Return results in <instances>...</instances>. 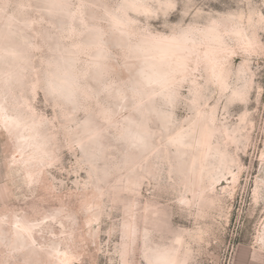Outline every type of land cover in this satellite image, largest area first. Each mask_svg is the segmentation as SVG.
Masks as SVG:
<instances>
[{
	"label": "rangeland",
	"instance_id": "374dc122",
	"mask_svg": "<svg viewBox=\"0 0 264 264\" xmlns=\"http://www.w3.org/2000/svg\"><path fill=\"white\" fill-rule=\"evenodd\" d=\"M264 264V0H0V264Z\"/></svg>",
	"mask_w": 264,
	"mask_h": 264
},
{
	"label": "clouds",
	"instance_id": "9594fccd",
	"mask_svg": "<svg viewBox=\"0 0 264 264\" xmlns=\"http://www.w3.org/2000/svg\"><path fill=\"white\" fill-rule=\"evenodd\" d=\"M150 264H155V262L154 261H150Z\"/></svg>",
	"mask_w": 264,
	"mask_h": 264
}]
</instances>
